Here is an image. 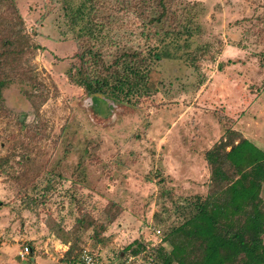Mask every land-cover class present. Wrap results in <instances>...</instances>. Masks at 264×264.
Instances as JSON below:
<instances>
[{"label": "rangeland", "instance_id": "1", "mask_svg": "<svg viewBox=\"0 0 264 264\" xmlns=\"http://www.w3.org/2000/svg\"><path fill=\"white\" fill-rule=\"evenodd\" d=\"M11 1L29 49L0 71V264H78L82 250L112 264L134 240L155 258L207 190L206 150L230 131L264 151V0H166L174 20L163 29L190 35L165 45L162 31L141 28L152 16L132 7L141 0H95L98 42L76 37L87 13L71 22L86 0ZM10 12L0 7L5 21ZM90 43L105 63L122 50L167 56L148 59L146 96L113 103L66 77Z\"/></svg>", "mask_w": 264, "mask_h": 264}, {"label": "trees", "instance_id": "2", "mask_svg": "<svg viewBox=\"0 0 264 264\" xmlns=\"http://www.w3.org/2000/svg\"><path fill=\"white\" fill-rule=\"evenodd\" d=\"M94 1L86 0L89 5L87 12L82 5L71 16L74 24L83 19V13H87V20L76 36L79 41L86 36L98 42L95 34L105 38L103 31L106 23L94 17ZM12 3L11 0H0V7L14 12V15L10 12L8 21L0 16V71L5 59H15L21 51L29 49L28 41L23 40L21 20L15 14ZM141 3L148 6L134 4L132 7L142 13L146 10L152 12L149 18L141 19V28L162 31L164 39L160 41L173 35L171 42L167 43H174L175 39L190 35L185 26H179L186 29L185 32L175 34L163 29L168 19L174 20L169 18L170 9L166 0H141ZM142 54L141 51L122 50L105 63L101 48L90 43L73 55L75 66L66 72V77L87 96L129 104L130 95L146 96L152 87L148 59L159 62L167 56L157 51ZM4 86V80L0 79V103ZM203 158L209 168L207 190L203 197L196 196L189 203L187 215L179 224L162 233L160 242L168 250L159 246L155 258L160 264H264V202L260 197L264 185V151L228 131L225 139L204 152ZM165 193L171 198L168 191L165 190ZM77 223L84 228L90 227L80 219ZM131 246L130 254L138 258L144 254L147 260L151 259L154 263V255L144 244L134 240ZM74 247L69 245L65 255Z\"/></svg>", "mask_w": 264, "mask_h": 264}, {"label": "built area", "instance_id": "3", "mask_svg": "<svg viewBox=\"0 0 264 264\" xmlns=\"http://www.w3.org/2000/svg\"><path fill=\"white\" fill-rule=\"evenodd\" d=\"M158 233V232H157ZM28 247H24L22 251H18L17 255L20 259L23 258L24 255L27 254ZM138 256H133L132 254L125 255L121 260L118 262H114L112 264H135L137 263ZM78 264H103L101 259L91 252L87 250H82L78 255ZM146 264H152V260L148 259Z\"/></svg>", "mask_w": 264, "mask_h": 264}, {"label": "crops", "instance_id": "4", "mask_svg": "<svg viewBox=\"0 0 264 264\" xmlns=\"http://www.w3.org/2000/svg\"><path fill=\"white\" fill-rule=\"evenodd\" d=\"M257 147V146H256ZM175 150L176 151H178L179 150V148L177 147V148H175ZM182 151V150H181ZM190 156V155H189ZM176 157L180 160V157L181 158H183V160H186V159H184V155H182V154H180L179 152L178 153H176ZM186 162V161H185ZM29 251H30V248H29Z\"/></svg>", "mask_w": 264, "mask_h": 264}]
</instances>
